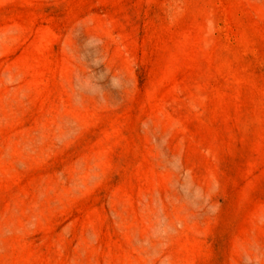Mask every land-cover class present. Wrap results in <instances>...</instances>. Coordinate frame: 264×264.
<instances>
[{"label":"rangeland","instance_id":"374dc122","mask_svg":"<svg viewBox=\"0 0 264 264\" xmlns=\"http://www.w3.org/2000/svg\"><path fill=\"white\" fill-rule=\"evenodd\" d=\"M0 264H264V0H0Z\"/></svg>","mask_w":264,"mask_h":264}]
</instances>
